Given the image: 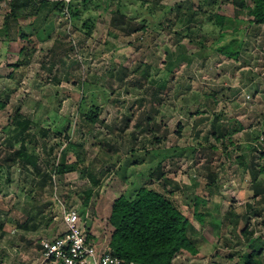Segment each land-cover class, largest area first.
<instances>
[{
	"label": "rangeland",
	"instance_id": "374dc122",
	"mask_svg": "<svg viewBox=\"0 0 264 264\" xmlns=\"http://www.w3.org/2000/svg\"><path fill=\"white\" fill-rule=\"evenodd\" d=\"M56 1L0 0V264H39V241L61 234L59 215L73 208L106 249L112 201L143 184L158 187L149 175L160 161L177 205L204 236L198 254L181 250L172 264H242L247 226L264 260V199L252 191L254 181L264 184L256 172L264 166V23H240L247 34L236 60L217 52L208 33L214 16L198 10L200 0H73L81 18L70 33L62 12L46 15ZM218 2L235 14L231 0ZM248 10L239 7L238 16L252 19ZM56 38L75 47L53 64ZM151 103L149 131L140 116ZM18 112L31 119L27 144L39 169L1 163L21 145L8 142ZM72 162L76 168L58 171ZM197 196L222 214L232 204L238 223L222 225L215 210L202 225Z\"/></svg>",
	"mask_w": 264,
	"mask_h": 264
},
{
	"label": "trees",
	"instance_id": "16d2710c",
	"mask_svg": "<svg viewBox=\"0 0 264 264\" xmlns=\"http://www.w3.org/2000/svg\"><path fill=\"white\" fill-rule=\"evenodd\" d=\"M247 1H249V4L246 3L244 5ZM218 3V0H200L198 10H202L203 15L205 13L214 16V27L217 31L211 30L208 33L215 37L217 52L237 60L241 55L247 34V28L241 24L256 25L264 23V0H231L236 9L232 17L225 12H221V5ZM46 5H48V2H46ZM49 5H52V8L46 14L47 16L51 13L62 12L65 2L64 0H59L53 4L49 3ZM239 7H248V12L253 18L247 21L241 19L238 16ZM216 9H219V11L217 12ZM69 10L74 24L76 20L81 18V15L78 6L75 5L73 0L69 4ZM122 11L121 7H118L116 11L114 10L115 13H123ZM234 23L237 26H234ZM94 24L95 18H90L84 22L86 35L90 34V29ZM145 28L146 26H143V29ZM200 31L207 32L203 28H200ZM25 36L27 35L25 34ZM74 47V42L56 38L49 49V57L52 63L63 62L67 54ZM17 64L19 62L15 65ZM0 105L4 106L3 102L0 101ZM150 108V111L145 110L146 115H143L144 111H142L140 116L144 118L145 124H147L145 127L149 131L153 130L156 125L155 117L152 115V112L156 111V107L151 103ZM23 117L22 114L17 113L15 121L12 124V130H10L13 134L8 139L10 145L14 139L21 141V145L16 150H10L1 163L7 164L20 160L24 165H31L39 169V157L27 144V138L30 136L29 126L32 122L30 118ZM86 119L94 123L96 121L94 112L91 111L86 116ZM125 124L128 125V123ZM124 130L125 126L121 128L122 132ZM42 133L45 135L47 130H43ZM132 150H135V148L132 147ZM113 161V158H104L103 160L105 164ZM76 163L59 164L57 169L61 173L67 172L76 168ZM116 163L117 161L112 164ZM225 171L226 169L223 168L220 173L224 174ZM256 172L264 173V166H261ZM217 175L215 172L210 171L209 185L217 183ZM149 178L158 182V187L152 185L153 183L143 184L131 191L121 193L114 199L109 218L111 225L114 227L108 241L109 251L124 259L135 260L138 264H172L175 254L181 250H188L193 254H198L200 251L199 246L202 245L204 236H202L200 230L195 225V221L183 214L176 200L173 198L175 190L171 187V178L166 175L163 162L160 161L158 163L157 167L150 173ZM252 191H254L256 196H260L258 202L264 199V184L262 182L254 181L252 183ZM92 194V190L88 191L85 198L86 204H88ZM209 198L196 197L194 217L197 221L206 226L209 215L215 214V210H220L218 212L220 215H223L221 220L222 225L226 224V222L230 224L232 222L234 224L238 223L242 213L235 212L232 204H227V210L223 214L220 208L205 210L206 206L209 208ZM214 222L218 224L219 220H215ZM243 234L246 235L249 242V250L242 253V264H264V260L260 258L263 252L262 244L259 242L260 238L253 237V233L249 230L248 226L244 229ZM89 236L94 238V235L89 234ZM38 248L40 254V241Z\"/></svg>",
	"mask_w": 264,
	"mask_h": 264
},
{
	"label": "built area",
	"instance_id": "2783aa9c",
	"mask_svg": "<svg viewBox=\"0 0 264 264\" xmlns=\"http://www.w3.org/2000/svg\"><path fill=\"white\" fill-rule=\"evenodd\" d=\"M71 1L64 0L62 10L69 33L73 24L69 10ZM63 218L66 229L61 234L40 240L42 254L39 264H138L135 260L111 253L108 248L101 249L98 242L89 236L79 210H63Z\"/></svg>",
	"mask_w": 264,
	"mask_h": 264
},
{
	"label": "crops",
	"instance_id": "0c3cea01",
	"mask_svg": "<svg viewBox=\"0 0 264 264\" xmlns=\"http://www.w3.org/2000/svg\"><path fill=\"white\" fill-rule=\"evenodd\" d=\"M114 201V200H113ZM113 201H112V203H113ZM112 203H111V206H110V208H109V210H111V208H112ZM94 210V209H93ZM59 216H61V218H62V220H61V222H56V221H53V223L54 222H56V224H58V223H62V226H63V228H62V230H61V233L66 229V224H65V222H64V218H63V212H62V215H59ZM57 234V233H56ZM60 234V233H59ZM58 234V235H59ZM96 235V234H95ZM57 236V235H56ZM48 237H53V236H48ZM94 238L97 240V242L99 243V247L101 248V249H105V247L103 246V245H101L100 244V241H99V238H97V236H94ZM108 247V246H107ZM106 247V248H107ZM41 254H42V252L40 253V255H39V253H38V258L37 259H40V257H41Z\"/></svg>",
	"mask_w": 264,
	"mask_h": 264
}]
</instances>
